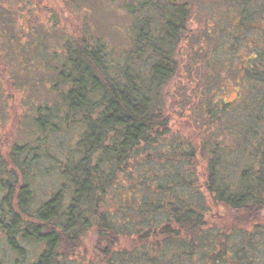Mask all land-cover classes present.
I'll return each instance as SVG.
<instances>
[{"label":"trees","instance_id":"1","mask_svg":"<svg viewBox=\"0 0 264 264\" xmlns=\"http://www.w3.org/2000/svg\"><path fill=\"white\" fill-rule=\"evenodd\" d=\"M195 1L125 0L124 57L88 28L62 39L39 103L17 82L28 66L12 60L2 15L0 122L17 105L20 140L0 142V264H264V0H218L191 40ZM184 67L199 73L178 100L194 138L165 111Z\"/></svg>","mask_w":264,"mask_h":264},{"label":"rangeland","instance_id":"2","mask_svg":"<svg viewBox=\"0 0 264 264\" xmlns=\"http://www.w3.org/2000/svg\"><path fill=\"white\" fill-rule=\"evenodd\" d=\"M217 1H195L192 8V19L189 22L190 35H193L191 40L196 39L197 35H206L202 32L205 28L203 20L210 15ZM0 4H5L3 7L0 6V18L5 13L4 21H9L13 25V28L9 27L7 31L9 39L16 44L13 47V53L10 52L12 60L28 66L27 71L24 65L21 66L22 76L17 82L21 81L29 86L27 91L36 90V93L31 96L33 103L41 102L50 91L51 83L55 81L59 61H53L52 58H56L55 55L62 56V39L71 36L79 37L83 30L88 28L93 34L102 36L108 46L121 57H124L133 47L130 37L133 29L132 15L128 12L125 0H1ZM201 32L202 34H199ZM7 47L5 45L3 50L9 51ZM180 49L177 56L183 63L190 55L191 46L188 40L182 43ZM197 62L200 60L195 58L193 65L195 68L198 67ZM195 68L191 70L184 67L183 71L178 73L163 89L165 111L169 113L173 131H179L185 137L191 138L195 137L193 124L188 117L187 110L181 109L178 100L180 98L179 88L185 85L183 83L195 84L198 79L199 73ZM237 94V91L232 88L224 97L226 100H234ZM53 100L52 97L49 102L52 103ZM6 113H8V121L0 122V142L4 145V152L10 149L16 140H20L17 136L20 126L18 120L20 109L11 103L8 110L5 109ZM59 136L54 138L57 143L62 141ZM43 168H45L46 175L40 174L44 170L35 172L39 175L37 180L40 185L36 187L39 202L44 201L51 194L52 183L56 176L54 166L48 164ZM212 212V216L217 214L214 209ZM87 245L90 248V238H88ZM1 248L2 245H0Z\"/></svg>","mask_w":264,"mask_h":264}]
</instances>
